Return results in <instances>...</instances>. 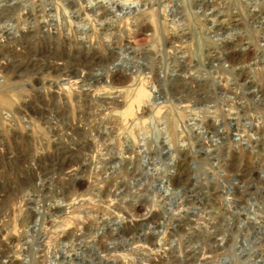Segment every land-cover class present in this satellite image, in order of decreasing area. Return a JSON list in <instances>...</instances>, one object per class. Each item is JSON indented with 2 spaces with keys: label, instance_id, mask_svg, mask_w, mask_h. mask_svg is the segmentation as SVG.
Masks as SVG:
<instances>
[{
  "label": "rangeland",
  "instance_id": "1",
  "mask_svg": "<svg viewBox=\"0 0 264 264\" xmlns=\"http://www.w3.org/2000/svg\"><path fill=\"white\" fill-rule=\"evenodd\" d=\"M126 1L0 0V264H264V0Z\"/></svg>",
  "mask_w": 264,
  "mask_h": 264
},
{
  "label": "bare ground",
  "instance_id": "2",
  "mask_svg": "<svg viewBox=\"0 0 264 264\" xmlns=\"http://www.w3.org/2000/svg\"><path fill=\"white\" fill-rule=\"evenodd\" d=\"M109 1V0H108ZM139 1V0H138ZM137 1V2H138ZM115 2V1H114ZM121 3H122V1H120ZM117 3V2H116ZM119 3V2H118ZM118 3H117V5H118ZM105 4V3H104ZM103 5V4H102ZM115 5V4H114ZM136 5V3L134 2V1H131V0H128V1H126V3L125 4H123V8H125V9H131L133 6H135ZM112 6V5H111ZM122 6V5H121ZM120 6V7H121ZM100 7V6H99ZM108 7V6H107ZM136 7V6H135ZM133 9V8H132ZM136 9V8H135ZM207 10V9H206ZM130 11V10H129ZM125 12V11H124ZM128 12V11H127ZM214 12V11H213ZM209 14V13H208ZM211 14H212V12H211ZM204 15V14H203ZM207 14H205V17L207 18V16H206ZM212 16V15H211ZM210 17V16H209ZM210 19V18H209ZM208 21V20H207ZM197 73V72H196ZM196 76V75H195ZM254 77V76H253ZM220 79V78H219ZM252 79V78H251ZM192 81V80H191ZM201 82V81H200ZM213 82V81H212ZM194 83V82H193ZM205 83V82H204ZM190 84H191V82H190ZM216 85V84H215ZM221 88V87H220ZM236 89V88H235ZM249 89V88H248ZM251 89V92H253V98L255 97V98H260V94H259V92L260 91H258L257 89H253V88H250ZM229 91V90H228ZM155 92H156V89H155ZM227 93V92H226ZM142 96H144L143 95V92L141 93V95H139V97H140V99H141V97ZM152 96V95H151ZM151 96H150V98H149V100H147V101H144L143 102V104L145 105V106H149L150 105V102L152 101V99L153 98H151ZM143 98V97H142ZM183 101V100H182ZM260 101V100H259ZM142 104V103H141ZM184 104H186V103H184ZM242 104V103H241ZM152 105V104H151ZM196 105H197V103H196ZM195 104H187L186 106H184L183 107V105H182V107L185 109V110H183V111H188V110H186V108H189V111H188V119L190 120V121H192L193 123H192V126H191V128H196L197 126L199 127V126H201L202 125V122H201V120H200V118H198V110H196L198 107L196 106ZM182 107H179V108H182ZM186 107V108H185ZM150 108V107H149ZM231 110V109H230ZM187 114V113H186ZM231 116V115H230ZM245 116V115H244ZM229 117V116H228ZM244 119V118H243ZM231 120V119H230ZM228 121V120H227ZM204 122V121H203ZM207 122V121H206ZM230 122V121H229ZM208 123V122H207ZM203 125H205V124H203ZM208 126V125H207ZM204 127V126H203ZM201 128V127H200ZM205 128V127H204ZM207 128V127H206ZM205 130V129H204ZM204 130H199V134H202V135H204V133H205V131ZM212 132V131H211ZM215 132V131H214ZM241 132V131H240ZM183 133V132H182ZM206 134V133H205ZM220 136V135H219ZM184 139V138H183ZM198 139V138H197ZM211 141V140H210ZM221 143V142H220ZM208 145V144H207ZM219 241V240H218ZM22 259V258H21ZM10 260V259H9ZM9 260H6V261H2L1 262V264H10L9 263ZM20 264H28V260H27V258H23L22 259V261L21 262H19ZM12 264V263H11ZM14 264H16V263H14Z\"/></svg>",
  "mask_w": 264,
  "mask_h": 264
}]
</instances>
